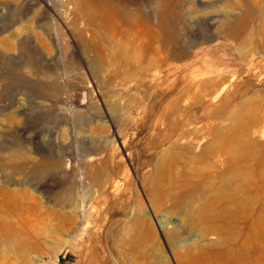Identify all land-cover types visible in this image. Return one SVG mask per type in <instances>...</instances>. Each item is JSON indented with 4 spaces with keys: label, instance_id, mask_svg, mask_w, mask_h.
I'll list each match as a JSON object with an SVG mask.
<instances>
[{
    "label": "rangeland",
    "instance_id": "374dc122",
    "mask_svg": "<svg viewBox=\"0 0 264 264\" xmlns=\"http://www.w3.org/2000/svg\"><path fill=\"white\" fill-rule=\"evenodd\" d=\"M0 0V264H264V0Z\"/></svg>",
    "mask_w": 264,
    "mask_h": 264
},
{
    "label": "bare ground",
    "instance_id": "6f19581e",
    "mask_svg": "<svg viewBox=\"0 0 264 264\" xmlns=\"http://www.w3.org/2000/svg\"><path fill=\"white\" fill-rule=\"evenodd\" d=\"M167 2L165 0H157V11L159 13L160 24L167 28V24L165 22L166 16L165 12L167 11Z\"/></svg>",
    "mask_w": 264,
    "mask_h": 264
}]
</instances>
